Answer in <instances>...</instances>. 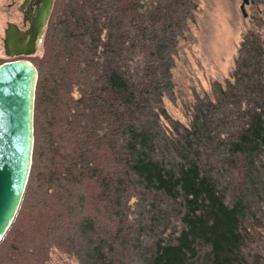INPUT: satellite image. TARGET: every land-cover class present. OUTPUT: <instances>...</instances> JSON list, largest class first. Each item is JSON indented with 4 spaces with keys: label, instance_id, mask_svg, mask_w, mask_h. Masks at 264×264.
Masks as SVG:
<instances>
[{
    "label": "trees",
    "instance_id": "obj_1",
    "mask_svg": "<svg viewBox=\"0 0 264 264\" xmlns=\"http://www.w3.org/2000/svg\"><path fill=\"white\" fill-rule=\"evenodd\" d=\"M198 0H54L0 264H264V37L171 118ZM1 65V64H0Z\"/></svg>",
    "mask_w": 264,
    "mask_h": 264
},
{
    "label": "rangeland",
    "instance_id": "obj_2",
    "mask_svg": "<svg viewBox=\"0 0 264 264\" xmlns=\"http://www.w3.org/2000/svg\"><path fill=\"white\" fill-rule=\"evenodd\" d=\"M245 17L241 0H198L195 21L189 24L180 42L173 78L175 99L164 98L168 115L184 125L189 123L188 105L195 95L208 94L213 82L229 79L238 46L247 31L264 37V0H246ZM8 0H0V64L3 57L2 37L8 16ZM41 54L39 45L36 57ZM264 234V230L262 232ZM49 264H77L75 259L52 251Z\"/></svg>",
    "mask_w": 264,
    "mask_h": 264
},
{
    "label": "water",
    "instance_id": "obj_3",
    "mask_svg": "<svg viewBox=\"0 0 264 264\" xmlns=\"http://www.w3.org/2000/svg\"><path fill=\"white\" fill-rule=\"evenodd\" d=\"M240 12L245 17L246 0ZM54 0H43L45 29ZM39 39L44 31L37 28ZM37 71L27 61L0 65V241L12 223L29 176L33 149V109Z\"/></svg>",
    "mask_w": 264,
    "mask_h": 264
},
{
    "label": "flooded vegetation",
    "instance_id": "obj_4",
    "mask_svg": "<svg viewBox=\"0 0 264 264\" xmlns=\"http://www.w3.org/2000/svg\"><path fill=\"white\" fill-rule=\"evenodd\" d=\"M8 16L15 20L7 22L3 30L2 49L4 62L27 61L36 57L41 45L37 28L42 27L40 12L43 0H8ZM2 63V64H3Z\"/></svg>",
    "mask_w": 264,
    "mask_h": 264
}]
</instances>
